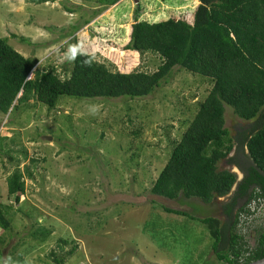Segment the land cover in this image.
I'll return each instance as SVG.
<instances>
[{"label":"rangeland","instance_id":"rangeland-1","mask_svg":"<svg viewBox=\"0 0 264 264\" xmlns=\"http://www.w3.org/2000/svg\"><path fill=\"white\" fill-rule=\"evenodd\" d=\"M62 1L81 9L67 13ZM95 1L53 0L35 5L27 0H0V36L11 39L16 35L9 43L18 52L37 57L41 70L57 65V73L63 76L67 44L72 40L68 29L81 15L99 8ZM190 2L153 0L152 12H143L142 19L157 21L167 12H188L196 0ZM133 6L134 0H122L87 26L106 40L122 44ZM63 27L65 32H60ZM86 27L77 33L81 44L111 70L153 71L159 65L156 55L118 51L94 38L93 30ZM92 37L97 41L89 49ZM210 87L208 79L176 70L168 84L146 98L63 96L51 110L30 99L17 110L0 114V137H6L0 141V202L10 206L11 219L10 232H0V264H54L50 251L65 254L73 248L72 241L76 249L64 264H222L211 250L212 239L203 224L165 213L161 206L224 221L221 204L228 196L204 204L197 198L168 200L150 193L173 144ZM252 125L253 121L242 120L226 109L225 127L231 136ZM7 149L19 159L21 170L32 167L33 175L25 178V195L19 204L7 196L6 177L15 165L4 154ZM244 155L233 149L228 159L237 157V164L244 166L248 162ZM228 159L220 162V168L241 179V168ZM250 209L253 214L241 218L240 228L252 246L256 231L264 230V203L257 207L252 203ZM34 223L50 229L46 241L28 236ZM59 239L69 243L62 249Z\"/></svg>","mask_w":264,"mask_h":264},{"label":"trees","instance_id":"trees-1","mask_svg":"<svg viewBox=\"0 0 264 264\" xmlns=\"http://www.w3.org/2000/svg\"><path fill=\"white\" fill-rule=\"evenodd\" d=\"M27 1L39 5L53 0ZM150 1L134 0L126 40L118 44L101 37L87 25L122 0H96L99 8L81 15L68 29L72 40L67 44L69 50L62 65L63 76L57 73V65H48L41 70L37 57H26L18 52L9 43L17 38L16 35L11 39L0 36V114L7 115L30 99L51 110L63 96L146 98L163 84H168L176 70L208 79L211 87L206 97L198 103L192 120L173 144L150 193L168 200L197 198L204 204L228 196L221 204L226 221L209 216L198 218L166 206L161 209L203 224L212 239L211 250L222 264H249L262 259L264 230L256 231L251 246L241 232L240 223L243 216L253 214L250 211L252 203L256 207L264 203V0H196L188 12H167L164 18L147 21L142 19V14L152 12L153 0ZM180 1L183 4L191 1L189 4L192 5V0ZM63 8L67 13L81 9L72 4L63 5ZM95 25L96 28L99 26L98 23ZM85 27L93 30L94 38L118 51L139 55L151 53L160 59V63L153 71L111 70L84 49L77 33ZM60 30L65 32L64 27ZM94 38L90 40L89 49L97 41ZM19 40L28 42L23 38ZM31 73L33 77L29 78ZM226 109L242 120L253 121L254 125L231 136L225 127ZM5 138L0 137L1 143ZM233 149L241 150L243 155L246 150V165H238L237 157L228 159ZM9 151L7 149L4 154L9 161H15V165L6 177L7 196L19 204L25 195V178L33 175L32 167L26 165L21 170L19 159L10 156ZM0 153H3L2 149ZM21 153L25 159L23 149ZM225 159L241 168V179L236 173L220 168V162ZM31 162L35 163V160L31 159ZM9 208L0 202L1 233L10 232ZM34 224L33 230H28V236L37 242L46 241L50 229ZM68 243L64 239L58 240L62 249ZM71 244L73 248L65 254L50 251L51 261L64 264L76 249L73 241Z\"/></svg>","mask_w":264,"mask_h":264},{"label":"water","instance_id":"water-1","mask_svg":"<svg viewBox=\"0 0 264 264\" xmlns=\"http://www.w3.org/2000/svg\"><path fill=\"white\" fill-rule=\"evenodd\" d=\"M238 179H239V178H238ZM249 264H264V258L259 259V260H256V261H253V262H251V263H249Z\"/></svg>","mask_w":264,"mask_h":264},{"label":"clouds","instance_id":"clouds-1","mask_svg":"<svg viewBox=\"0 0 264 264\" xmlns=\"http://www.w3.org/2000/svg\"><path fill=\"white\" fill-rule=\"evenodd\" d=\"M85 63H87V61H86ZM242 177H243V176H242Z\"/></svg>","mask_w":264,"mask_h":264},{"label":"crops","instance_id":"crops-1","mask_svg":"<svg viewBox=\"0 0 264 264\" xmlns=\"http://www.w3.org/2000/svg\"><path fill=\"white\" fill-rule=\"evenodd\" d=\"M173 215V214H172ZM225 221V220H224Z\"/></svg>","mask_w":264,"mask_h":264},{"label":"flooded vegetation","instance_id":"flooded-vegetation-1","mask_svg":"<svg viewBox=\"0 0 264 264\" xmlns=\"http://www.w3.org/2000/svg\"><path fill=\"white\" fill-rule=\"evenodd\" d=\"M225 221H226V219H225Z\"/></svg>","mask_w":264,"mask_h":264}]
</instances>
